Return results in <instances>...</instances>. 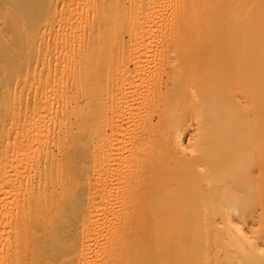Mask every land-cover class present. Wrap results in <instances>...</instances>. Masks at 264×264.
<instances>
[{"label":"bare ground","instance_id":"6f19581e","mask_svg":"<svg viewBox=\"0 0 264 264\" xmlns=\"http://www.w3.org/2000/svg\"><path fill=\"white\" fill-rule=\"evenodd\" d=\"M0 264H264V0H0Z\"/></svg>","mask_w":264,"mask_h":264},{"label":"rangeland","instance_id":"374dc122","mask_svg":"<svg viewBox=\"0 0 264 264\" xmlns=\"http://www.w3.org/2000/svg\"><path fill=\"white\" fill-rule=\"evenodd\" d=\"M185 143H186V144L188 143V138L186 139Z\"/></svg>","mask_w":264,"mask_h":264}]
</instances>
